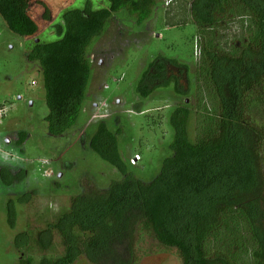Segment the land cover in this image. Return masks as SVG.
I'll list each match as a JSON object with an SVG mask.
<instances>
[{
    "label": "trees",
    "instance_id": "obj_1",
    "mask_svg": "<svg viewBox=\"0 0 264 264\" xmlns=\"http://www.w3.org/2000/svg\"><path fill=\"white\" fill-rule=\"evenodd\" d=\"M109 2L108 9L95 10L87 3L83 9L67 10L63 24L58 26L61 38L38 43L28 54L29 60L42 66L49 109L46 122L52 137H63L83 113L91 77L87 51L93 40L103 34L115 14L127 11L142 24L156 4L155 0ZM231 2L194 0L191 12L197 26L213 27L217 13ZM31 3L0 0V15L10 31L28 39L40 31L29 13ZM235 3L243 10L242 24L253 28L251 40L233 49L235 52H219L211 43L204 53L207 82L220 106L218 114L203 118L192 141L189 124L194 112L188 105L178 106L171 116L175 133L172 156L163 161L159 175L148 183L132 174L123 162L120 132L114 133L106 123H100L90 148L114 166L122 179L113 181L106 190H90L74 197L70 208L39 232L37 242L44 251L51 249L58 233L65 247L63 255L40 260L29 257L23 264H74L81 257L91 264H136L135 240L143 231L162 246L176 249L182 264H234L221 246L228 238L237 242L229 232L232 228L235 237L239 231L248 234L255 263L264 264V124L251 116L253 101L264 99V0ZM44 18L50 20L48 9ZM166 63L187 69L176 61ZM171 64L149 65L138 86L143 99L161 87L182 94L178 79L168 77ZM151 69L155 73L150 76ZM158 81H163L162 86L151 87ZM27 137L20 133L18 144L22 146ZM9 178L8 184L13 180L10 173ZM15 219L11 202L9 222L13 228ZM29 244L27 235L23 245Z\"/></svg>",
    "mask_w": 264,
    "mask_h": 264
},
{
    "label": "rangeland",
    "instance_id": "obj_2",
    "mask_svg": "<svg viewBox=\"0 0 264 264\" xmlns=\"http://www.w3.org/2000/svg\"><path fill=\"white\" fill-rule=\"evenodd\" d=\"M193 1L155 0L150 16L142 24L127 11L108 21L103 34L87 51L91 77L83 113L61 138L48 132L42 66L39 61L29 60L28 54L38 43L61 38L58 26L63 24L67 10L83 9L87 3L95 10L108 9L110 2L32 0L29 13L40 31L30 39L11 32L0 15V264H23L29 257L40 260L63 255L65 247L58 233L54 234L51 249L44 251L37 242L39 232L54 224L70 208L74 197L90 190H106L113 181L122 179L114 166L90 148L100 123H106L114 133L120 132L123 162L132 174L148 183L159 175L163 161L172 156L175 133L171 116L178 106L188 105L194 112L189 124L192 141L203 118L218 114L220 106L207 82L204 53L211 43L219 52H235L233 49L251 40L253 28L242 24L243 10L235 0L220 9L213 27L200 28L191 12ZM46 9L50 20L44 18ZM167 60L186 65L187 69ZM151 63L171 64L168 77L178 79L181 95L171 87H161L148 99L140 96L138 86ZM154 73L151 69L150 76ZM162 84L158 81L151 87ZM253 103L251 116L264 124V99ZM22 132L28 137L20 146ZM136 155L142 160L132 166ZM9 173L13 180L8 184ZM11 202L16 211L14 228L9 222ZM232 230V240L237 242L228 238L222 248L234 264H256L248 234L239 231L235 237ZM27 235L30 244L24 246ZM135 259L136 264H182L176 249L162 246L147 231L136 237ZM74 264L91 263L81 257Z\"/></svg>",
    "mask_w": 264,
    "mask_h": 264
},
{
    "label": "built area",
    "instance_id": "obj_3",
    "mask_svg": "<svg viewBox=\"0 0 264 264\" xmlns=\"http://www.w3.org/2000/svg\"><path fill=\"white\" fill-rule=\"evenodd\" d=\"M3 111H0V115H2ZM142 160L140 155H136L134 159L131 160V165L136 166Z\"/></svg>",
    "mask_w": 264,
    "mask_h": 264
}]
</instances>
